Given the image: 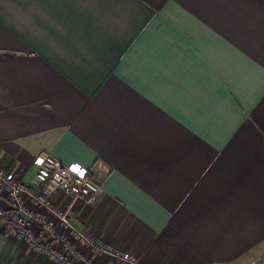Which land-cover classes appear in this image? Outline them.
Listing matches in <instances>:
<instances>
[{"label": "crops", "instance_id": "1", "mask_svg": "<svg viewBox=\"0 0 264 264\" xmlns=\"http://www.w3.org/2000/svg\"><path fill=\"white\" fill-rule=\"evenodd\" d=\"M42 151L102 189L45 197L141 264H264V0H0V167ZM0 264L54 263L0 229Z\"/></svg>", "mask_w": 264, "mask_h": 264}, {"label": "built area", "instance_id": "2", "mask_svg": "<svg viewBox=\"0 0 264 264\" xmlns=\"http://www.w3.org/2000/svg\"><path fill=\"white\" fill-rule=\"evenodd\" d=\"M34 162L39 167L37 182L20 181L12 172L0 167V188L5 191L7 206H0V229L4 238H13L29 249L45 254L54 264H105L91 254L109 256L120 264H141L132 253L114 249L86 229H78L68 210H60L44 195L43 184L62 188L73 198L94 200L102 189L89 173H80L71 165L42 151ZM25 199L29 202L27 209Z\"/></svg>", "mask_w": 264, "mask_h": 264}]
</instances>
